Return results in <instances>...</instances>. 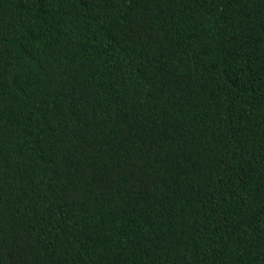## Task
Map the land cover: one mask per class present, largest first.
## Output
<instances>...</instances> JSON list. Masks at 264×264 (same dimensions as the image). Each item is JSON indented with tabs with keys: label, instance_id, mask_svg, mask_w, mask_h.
Here are the masks:
<instances>
[{
	"label": "trees",
	"instance_id": "1",
	"mask_svg": "<svg viewBox=\"0 0 264 264\" xmlns=\"http://www.w3.org/2000/svg\"><path fill=\"white\" fill-rule=\"evenodd\" d=\"M0 264H264V0H0Z\"/></svg>",
	"mask_w": 264,
	"mask_h": 264
}]
</instances>
